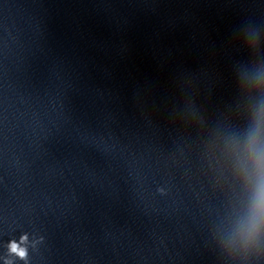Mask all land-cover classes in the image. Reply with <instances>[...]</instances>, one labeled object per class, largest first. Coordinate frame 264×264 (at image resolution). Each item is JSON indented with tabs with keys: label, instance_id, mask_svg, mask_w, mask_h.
Segmentation results:
<instances>
[{
	"label": "clouds",
	"instance_id": "obj_1",
	"mask_svg": "<svg viewBox=\"0 0 264 264\" xmlns=\"http://www.w3.org/2000/svg\"><path fill=\"white\" fill-rule=\"evenodd\" d=\"M21 255H23V253H21Z\"/></svg>",
	"mask_w": 264,
	"mask_h": 264
}]
</instances>
